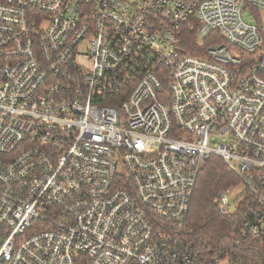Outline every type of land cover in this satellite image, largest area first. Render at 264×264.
<instances>
[{"label": "built area", "instance_id": "built-area-1", "mask_svg": "<svg viewBox=\"0 0 264 264\" xmlns=\"http://www.w3.org/2000/svg\"><path fill=\"white\" fill-rule=\"evenodd\" d=\"M210 155L264 246V0H0V264H244L186 236Z\"/></svg>", "mask_w": 264, "mask_h": 264}, {"label": "trees", "instance_id": "trees-1", "mask_svg": "<svg viewBox=\"0 0 264 264\" xmlns=\"http://www.w3.org/2000/svg\"><path fill=\"white\" fill-rule=\"evenodd\" d=\"M211 34L216 35V39L211 41ZM197 39L195 31L184 34V51L194 53L196 49L192 45ZM219 41L217 32L202 37L204 46ZM237 183L236 175L222 157L210 155L204 160L185 221L186 236L201 249L227 250L241 257L244 264H264V246L254 240L235 242L234 230L239 224V216L222 214L214 202L219 191Z\"/></svg>", "mask_w": 264, "mask_h": 264}, {"label": "rangeland", "instance_id": "rangeland-1", "mask_svg": "<svg viewBox=\"0 0 264 264\" xmlns=\"http://www.w3.org/2000/svg\"><path fill=\"white\" fill-rule=\"evenodd\" d=\"M242 17L248 21V22H253L254 19H253V13H250L248 10H243L242 11ZM198 41H202V39H199ZM217 143H218V139H214V140H209V144L212 146V147H216L217 146ZM243 189V186L242 184H237L235 186H232L230 189H229V192H228V199H229V202H230V211L233 212L234 211V206H235V200H236V197L241 193Z\"/></svg>", "mask_w": 264, "mask_h": 264}]
</instances>
